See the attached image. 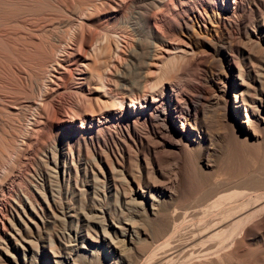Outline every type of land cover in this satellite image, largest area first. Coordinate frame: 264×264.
<instances>
[{
  "label": "bare ground",
  "instance_id": "6f19581e",
  "mask_svg": "<svg viewBox=\"0 0 264 264\" xmlns=\"http://www.w3.org/2000/svg\"><path fill=\"white\" fill-rule=\"evenodd\" d=\"M108 1L103 51L83 3L42 30L46 61L12 107L39 109L38 148L0 140V264H264V168L215 176L195 156L219 140L229 167L264 140V0Z\"/></svg>",
  "mask_w": 264,
  "mask_h": 264
},
{
  "label": "rangeland",
  "instance_id": "374dc122",
  "mask_svg": "<svg viewBox=\"0 0 264 264\" xmlns=\"http://www.w3.org/2000/svg\"><path fill=\"white\" fill-rule=\"evenodd\" d=\"M77 3H83L87 7L86 14L92 17L90 21L86 20L91 22V25L89 24L90 26L87 25L85 27L86 29L88 28L87 30L85 29L87 32H93L96 27L94 24L100 22V20L103 21L110 12L108 0H0V140L3 142L7 141L12 149L16 150V152L19 151L18 153H20L21 159L24 158L25 150L33 154L38 148L41 131L38 129L39 131H36L34 136L30 135V131H33V120L31 119L37 116L39 109L37 110L35 108L33 111L31 110L28 117L24 118L16 114V111L12 107L16 103L23 102L31 94V77L38 75L37 69H39L40 63L42 64L46 61L45 46L47 36L44 35L42 30L44 31L47 28L57 25L59 21L68 16L69 9ZM124 12L126 11L124 10ZM126 13L129 18H133L134 14L132 11H127ZM107 45L104 30L99 31V33L93 32L92 42L89 44L91 51H103L107 48ZM87 56L90 58L94 57L93 54L90 56L88 54ZM47 79H44V83ZM71 84V82H68L65 86L66 89L62 91L61 95L55 96V99L61 100V104L65 109L69 108L70 103L75 98ZM39 98V101H41V96ZM55 99L47 102L46 111H52L53 101ZM213 146L219 150V153L215 151L195 152V156L201 160L208 161L210 159L215 164L211 170L212 175L216 176L221 171L223 173L239 175L246 171L250 172L254 169L264 168V140L261 143H249L247 146L248 150L242 154L245 155L233 160L234 162L229 167H226L230 158L227 153L226 143L218 140ZM258 153H260L258 155L259 157L256 155ZM20 163V166L18 165L20 173L26 176L30 166L25 161ZM194 168L192 164H188L185 167V170H188V176L181 186L182 191L185 192V198L183 200L188 202H192V200L194 201L195 198H198L204 188L202 180L197 175L196 168ZM0 175V178H3L5 172L3 174L1 172ZM261 182L259 183L262 184ZM9 187L11 188V185L8 184ZM7 190L4 193L5 196L3 195V199L8 196ZM160 220L157 219L156 221ZM250 256L251 262H256V252L254 249L250 251Z\"/></svg>",
  "mask_w": 264,
  "mask_h": 264
}]
</instances>
